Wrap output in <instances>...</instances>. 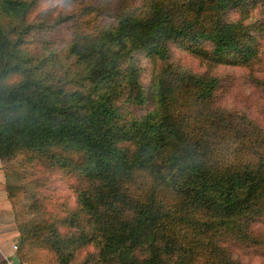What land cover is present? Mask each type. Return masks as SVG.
<instances>
[{
	"label": "trees",
	"instance_id": "obj_1",
	"mask_svg": "<svg viewBox=\"0 0 264 264\" xmlns=\"http://www.w3.org/2000/svg\"><path fill=\"white\" fill-rule=\"evenodd\" d=\"M59 1L49 22L31 14L35 0H0V162L19 263L40 246L73 264L90 243L104 264H240L229 244L264 243L248 232L264 211V129L215 103L208 69H154L144 85L139 62L164 58L169 41L204 39L209 64L252 69L251 28L264 32V20L228 19L240 0H119L113 14ZM61 22L70 33L58 47ZM18 153L76 177L75 204L57 220L13 207L3 164Z\"/></svg>",
	"mask_w": 264,
	"mask_h": 264
},
{
	"label": "rangeland",
	"instance_id": "obj_2",
	"mask_svg": "<svg viewBox=\"0 0 264 264\" xmlns=\"http://www.w3.org/2000/svg\"><path fill=\"white\" fill-rule=\"evenodd\" d=\"M95 6H101L106 12L113 14L119 0H87ZM139 1V0H135ZM32 15L37 18L52 19L63 14L59 0H35ZM228 19L250 24L264 20V0H240L226 7ZM108 16H103L108 20ZM258 44L259 59H255L252 69L246 65L209 64L198 54L201 49H208L210 43L204 39L169 41L167 54L164 58L151 61L141 58L140 81L146 85L153 70L162 68L169 71L174 65H180L193 72L205 69L216 78L214 101L216 104L244 111V113L264 129V93L257 85L255 77H260L261 60L264 59V32L251 28ZM70 30L67 22L56 24L52 28L51 40L58 47H63L68 40ZM200 53V52H199ZM22 153L11 157L3 164L16 186L13 197V207L22 209L24 216L32 220H57L65 213L66 206L75 204V194L72 185L77 182L74 174L61 172L44 164H26L22 161ZM30 188V189H28ZM26 205H28L26 207ZM21 213V212H20ZM16 227V226H15ZM64 228V227H61ZM248 232L257 234L264 240V211L249 225ZM18 243L15 241V245ZM231 253L237 257L240 264H264V243L255 245L250 241L229 244ZM16 250V247L13 248ZM96 249L86 243L78 245L73 251V264H104L96 259ZM91 256H87V255ZM22 264H55L54 253L48 248L38 247L35 251L27 249L22 255ZM20 264V263H19Z\"/></svg>",
	"mask_w": 264,
	"mask_h": 264
},
{
	"label": "crops",
	"instance_id": "obj_3",
	"mask_svg": "<svg viewBox=\"0 0 264 264\" xmlns=\"http://www.w3.org/2000/svg\"><path fill=\"white\" fill-rule=\"evenodd\" d=\"M17 235L11 203L5 191L3 169L0 162V264H13L11 256L16 254L13 250V244L17 240Z\"/></svg>",
	"mask_w": 264,
	"mask_h": 264
},
{
	"label": "water",
	"instance_id": "obj_4",
	"mask_svg": "<svg viewBox=\"0 0 264 264\" xmlns=\"http://www.w3.org/2000/svg\"><path fill=\"white\" fill-rule=\"evenodd\" d=\"M11 262L13 264H19L18 257H17L16 254H12V256H11Z\"/></svg>",
	"mask_w": 264,
	"mask_h": 264
},
{
	"label": "built area",
	"instance_id": "obj_5",
	"mask_svg": "<svg viewBox=\"0 0 264 264\" xmlns=\"http://www.w3.org/2000/svg\"><path fill=\"white\" fill-rule=\"evenodd\" d=\"M16 247V245L15 244H13V248H15Z\"/></svg>",
	"mask_w": 264,
	"mask_h": 264
}]
</instances>
